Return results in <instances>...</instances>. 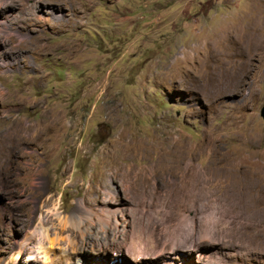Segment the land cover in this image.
Wrapping results in <instances>:
<instances>
[{
  "label": "rangeland",
  "instance_id": "1",
  "mask_svg": "<svg viewBox=\"0 0 264 264\" xmlns=\"http://www.w3.org/2000/svg\"><path fill=\"white\" fill-rule=\"evenodd\" d=\"M250 34L264 0H0V264H264V45L202 76Z\"/></svg>",
  "mask_w": 264,
  "mask_h": 264
},
{
  "label": "bare ground",
  "instance_id": "2",
  "mask_svg": "<svg viewBox=\"0 0 264 264\" xmlns=\"http://www.w3.org/2000/svg\"><path fill=\"white\" fill-rule=\"evenodd\" d=\"M225 39V38H224ZM229 40V39H228ZM230 41H231V44L229 45V46H231V50H229V51H232V53H234V55H231V54H229V55H227V54H223L222 56H221V59L219 58V61H220V63L218 64V66H215V65H210L209 66V64H208V62L210 61H208L207 62V60H205L206 61V64H204V67H203V70H202V76L204 77V78H207V79H209L210 80V78H211V76H212V73H213V70L214 71H217V74H216V78L217 79H221L222 77H225V78H228V77H232L233 79H235L236 81H240V80H242L243 79V77L245 76V74L247 73V71H248V66H249V64H248V62H241V61H238V60H236L235 59V53H239V55H241L242 54V51H244L243 49H249V50H254L255 48H260V47H262L263 45H264V38L262 39V40H260L259 38H257L256 36H255V34H250V35H247L246 37L245 36H243V35H240V36H238L235 40H234V38L233 39H231L230 38ZM227 45V44H226ZM228 46V45H227ZM225 47V50H227L229 47ZM234 48H233V47ZM228 51V52H229ZM230 53V52H229ZM219 55H221V54H218V56ZM231 55V56H230ZM242 56V55H241ZM239 57V56H238ZM237 58V57H236ZM240 58V57H239ZM242 58V57H241ZM245 59V58H244ZM205 61H204V63H205ZM203 65V64H202ZM210 67H212V68H210ZM210 74H211V76H210ZM248 75V74H247ZM213 77V76H212ZM245 78V77H244ZM237 85V84H236ZM238 87V86H237ZM57 118V117H56ZM60 121H61V119H60ZM56 123H60V124H62L63 122H56ZM13 124V123H12ZM48 138V137H47ZM54 142V141H53ZM33 145V144H32ZM36 145V144H35ZM45 145V144H44ZM47 148V147H46ZM180 152H182V151H180ZM178 154V153H177ZM181 156V155H180ZM190 159V158H189ZM185 160V159H184ZM185 163V162H184ZM188 164H189V162H187ZM212 165L207 169V174H206V179L205 180H207V181H209V182H212V181H217V177H216V174H215V172L213 171V166L216 164V162L215 163H211ZM184 165H186V163L184 164ZM184 165H182V167L184 166ZM188 167V166H187ZM262 169V168H261ZM197 174V173H196ZM260 175H263L264 176V169L263 170H261L260 171V173H259ZM139 177V176H138ZM261 179V178H260ZM190 180H192V179H190ZM204 180V181H205ZM206 182V181H205ZM260 182H261V180H260ZM259 184V183H258ZM231 185V184H230ZM257 186V185H256ZM262 187V186H261ZM248 191V190H247ZM250 191V190H249ZM143 243V242H142ZM134 244V243H133ZM133 244H131L132 246H134ZM151 244V243H150ZM176 244V243H175ZM144 245V243L142 244V246ZM154 245V244H153ZM152 245V246H153ZM139 246H141V245H139ZM144 246H147V244L146 245H144ZM155 247H158L157 245H154ZM153 246V247H154ZM24 247V244H21L20 246H19V248L17 249V259H20L21 257H22V253L24 252V250L22 251V248ZM78 247V246H77ZM130 247V246H129ZM128 247V248H129ZM136 247V246H135ZM137 247H138V245H137ZM137 247L135 248V249H137ZM153 247H150V248H153ZM173 247H175V246H173ZM180 247H181V245L179 244V245H177L175 248H171V250L172 251H170L172 254H174V255H176V256H179V254H181V253H178V250L180 251ZM183 247V246H182ZM127 248V249H128ZM141 249V251L138 253V251H137V253H136V251H135V253L136 254H134L133 252H131V254L137 259L138 257H140V256H144V258L145 257H147L149 254H150V252L151 251H149L148 249L149 248H144V247H140ZM161 248H163V247H161ZM262 249H264V247H261ZM132 249H134V247H132ZM138 249H139V247H138ZM156 249V248H155ZM164 249V248H163ZM162 249V250H163ZM120 250V249H119ZM123 250V249H122ZM129 250H131V249H129ZM166 250V249H165ZM121 251V250H120ZM120 251H116L117 253L115 254V255H118V254H120L121 252ZM128 251V250H127ZM132 251V250H131ZM160 251V250H159ZM183 251V250H182ZM35 252V251H34ZM153 252H154V250H153ZM157 252V251H156ZM167 252V251H166ZM191 252H196V250H195V247H193L192 248V246H191V248H189V249H185V251H184V253H183V256H185V257H188L190 254H191ZM115 253V252H114ZM161 253V252H160ZM165 253V252H164ZM163 253V254H164ZM124 254V253H123ZM128 254V253H127ZM153 254V253H152ZM156 254V253H155ZM114 255V256H115ZM132 256V257H133ZM114 258V257H113ZM150 259V260H149ZM152 257L151 258H146L145 260H143V261H141L140 260V258H139V264L140 263H143V264H152L153 262H151L152 260ZM198 259V258H197ZM197 262L198 263H201V264H206V263H203L202 261H201V259L199 260H197ZM216 263V262H215ZM208 264V263H207Z\"/></svg>",
  "mask_w": 264,
  "mask_h": 264
},
{
  "label": "water",
  "instance_id": "3",
  "mask_svg": "<svg viewBox=\"0 0 264 264\" xmlns=\"http://www.w3.org/2000/svg\"><path fill=\"white\" fill-rule=\"evenodd\" d=\"M261 116H262V118L264 119V106H263V108H262V110H261Z\"/></svg>",
  "mask_w": 264,
  "mask_h": 264
}]
</instances>
